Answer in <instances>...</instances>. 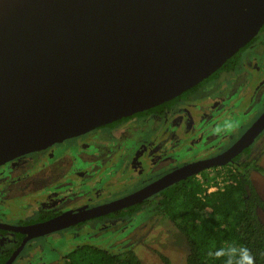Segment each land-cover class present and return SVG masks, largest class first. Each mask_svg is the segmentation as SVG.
<instances>
[{"label":"water","instance_id":"95a60500","mask_svg":"<svg viewBox=\"0 0 264 264\" xmlns=\"http://www.w3.org/2000/svg\"><path fill=\"white\" fill-rule=\"evenodd\" d=\"M264 28V0H0V166L166 102L197 86ZM264 131L148 188L27 227L26 244L142 203L228 164Z\"/></svg>","mask_w":264,"mask_h":264},{"label":"flooded vegetation","instance_id":"af4514ba","mask_svg":"<svg viewBox=\"0 0 264 264\" xmlns=\"http://www.w3.org/2000/svg\"><path fill=\"white\" fill-rule=\"evenodd\" d=\"M258 36L241 53L238 66L225 68L224 64L209 78L171 100L173 102L170 105L161 104L0 166V211L12 206L13 209L24 206L28 214L20 219L19 224L1 221L0 224L27 227L70 211L78 212L85 207L108 204L144 190L191 164L217 158L230 150L264 113L263 82L256 100H250L247 106L242 105L249 95H246L247 89L250 92L249 86L255 84L253 69L256 66L264 80V28ZM241 114L253 116L249 118L248 115L243 119L238 127L240 133L233 131L228 135L231 126L236 125V116ZM219 125L222 130L218 129ZM258 140H261V147L255 148ZM263 152L264 131L228 164L202 170L157 192L142 203L59 232L73 230L81 234L85 230L96 229L105 234L108 229L102 225L107 220H120L126 224L124 226L132 228L127 224L129 219L120 217V213L132 207H140L136 214L159 213L156 206L160 204L165 191L190 178L207 179L218 169L227 170L251 164L248 172L252 180L251 169H257L254 164L264 158ZM137 154L144 158L143 164L138 166L134 163ZM40 214L52 217L38 220ZM118 224L117 228L122 233L119 230L117 235H122L116 237L115 233L113 236L125 239L129 233ZM55 233L36 239H47ZM17 234L22 237L19 238ZM91 234L90 231L81 235ZM98 236L97 232H93V239H98ZM24 239V234L0 229V264H6L11 259ZM36 239L29 241L23 251L27 247L31 249ZM84 245L98 246L81 243V246ZM67 257L62 258L63 264L68 261Z\"/></svg>","mask_w":264,"mask_h":264},{"label":"trees","instance_id":"16d2710c","mask_svg":"<svg viewBox=\"0 0 264 264\" xmlns=\"http://www.w3.org/2000/svg\"><path fill=\"white\" fill-rule=\"evenodd\" d=\"M253 42L224 67L238 66L241 53ZM250 166L228 168L235 183L226 185L222 191L207 194L198 180L190 178L162 194L156 209L167 216L186 240V264H264V224L259 215L264 202L251 180ZM139 209L132 207L119 216L129 219L127 224L133 227L136 218H146L152 213L136 214ZM51 217L40 214L38 220ZM67 259L66 264H144L133 249L112 252L92 245L77 248ZM162 259L163 264H171L168 257Z\"/></svg>","mask_w":264,"mask_h":264},{"label":"rangeland","instance_id":"374dc122","mask_svg":"<svg viewBox=\"0 0 264 264\" xmlns=\"http://www.w3.org/2000/svg\"><path fill=\"white\" fill-rule=\"evenodd\" d=\"M257 70L258 67L256 66L253 69L255 74L253 82H255V84H253L252 87L249 86L251 89L250 92L247 89L246 95H248V93L249 95L247 96V100L243 101V106H247L251 103L249 101L254 100L261 92V86H263L261 82L264 83V80H262L263 76L259 74V70ZM263 107L264 104L262 105V109ZM248 115H237V121H234L236 125L233 127L231 126L232 129L230 128L228 130V135L233 133V131L236 134L240 133L241 131H239L238 127L243 123V119ZM252 116V114L249 115V118ZM227 121L231 120L228 119ZM218 129L222 130L221 125L218 126ZM223 131L225 132L226 130ZM260 139H263V137ZM186 140L188 139L186 138ZM254 146L255 148H260L261 140H258ZM143 160L144 158L141 154H137L134 157V163L137 166L139 164H143ZM254 165L257 169H251L252 180L264 200V158L257 160ZM24 210V206H16L14 209L13 206L9 209L6 208L4 211H0V221L8 224H19V222H21L20 219L28 216ZM2 213H5V215ZM260 218L264 224V210L260 212ZM119 222L122 221H105L102 225L104 228L108 229L105 231V234L104 232L100 233V231H96V229L85 230L81 233L86 234L91 231L93 234V232H97V235H99L98 239H93L92 234L90 236L81 235L73 230L55 233L50 235L47 239H36L33 243L34 246L32 245L33 247L31 249L30 247H27L14 264H63L62 261H64V259L62 258L68 256L72 250L81 246V243L96 244L109 249L112 252L133 249L144 264H163L162 256L168 257L171 260V264H186L188 255V245L186 240L181 235L177 227L171 223L164 214L158 213L151 214L146 218H136L135 224L132 228L124 226L126 225L124 222H122L123 224H118ZM117 224L120 228L125 227L124 230L126 229V233H129L128 237L126 236L125 239L114 238L113 235L115 233L116 237H120L122 235H117L119 230L122 233V230L117 228ZM92 241H96V243H93Z\"/></svg>","mask_w":264,"mask_h":264},{"label":"built area","instance_id":"2783aa9c","mask_svg":"<svg viewBox=\"0 0 264 264\" xmlns=\"http://www.w3.org/2000/svg\"><path fill=\"white\" fill-rule=\"evenodd\" d=\"M198 181L202 184V187L206 189L207 194L222 191L226 185L235 183V181L231 179L228 169H218L215 173H211L208 179L198 177Z\"/></svg>","mask_w":264,"mask_h":264}]
</instances>
